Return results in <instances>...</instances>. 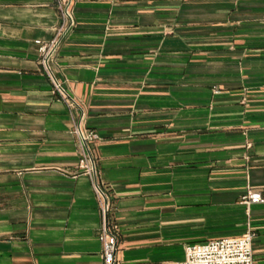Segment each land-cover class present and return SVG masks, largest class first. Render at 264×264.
Returning <instances> with one entry per match:
<instances>
[{
	"label": "crops",
	"instance_id": "obj_1",
	"mask_svg": "<svg viewBox=\"0 0 264 264\" xmlns=\"http://www.w3.org/2000/svg\"><path fill=\"white\" fill-rule=\"evenodd\" d=\"M73 14L53 70L77 106L35 44L55 1L0 0V264H103L80 119L116 264H171L247 230L264 264V203H242L264 199V0H73Z\"/></svg>",
	"mask_w": 264,
	"mask_h": 264
},
{
	"label": "built area",
	"instance_id": "obj_2",
	"mask_svg": "<svg viewBox=\"0 0 264 264\" xmlns=\"http://www.w3.org/2000/svg\"><path fill=\"white\" fill-rule=\"evenodd\" d=\"M54 1L59 11L60 22L54 29V35L49 41L36 40L35 44L38 47L40 65L44 75L51 83L53 92L57 93L68 105L77 106L75 101L67 95L53 70V64L60 47L75 27L73 0ZM74 133L82 148V157L79 160L78 168L82 174L90 179L103 216V223L98 237L102 246V261L103 264H116V227L109 222L110 203L105 191L98 182L95 161L88 146L89 143L97 140L98 136L93 131L84 130L81 119L75 126ZM242 203L247 206L262 204L264 199L259 192L249 190L242 197ZM254 237L253 231L247 230L241 236L219 238L202 244L188 245L185 247L184 259L171 264H254L252 252Z\"/></svg>",
	"mask_w": 264,
	"mask_h": 264
}]
</instances>
